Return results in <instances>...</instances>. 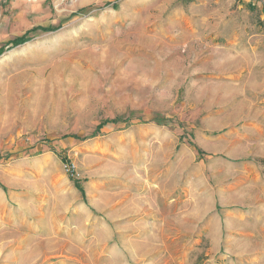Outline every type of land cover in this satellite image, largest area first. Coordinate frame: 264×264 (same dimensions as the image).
<instances>
[{
    "label": "rangeland",
    "instance_id": "1",
    "mask_svg": "<svg viewBox=\"0 0 264 264\" xmlns=\"http://www.w3.org/2000/svg\"><path fill=\"white\" fill-rule=\"evenodd\" d=\"M26 34L0 55V264H264L255 11L0 0V48Z\"/></svg>",
    "mask_w": 264,
    "mask_h": 264
},
{
    "label": "trees",
    "instance_id": "2",
    "mask_svg": "<svg viewBox=\"0 0 264 264\" xmlns=\"http://www.w3.org/2000/svg\"><path fill=\"white\" fill-rule=\"evenodd\" d=\"M36 30H41V31H43V32L56 31L55 28H51V27H49V28L39 27V28H37ZM29 40H30V39H29V37H28V34H26V35H24V36H22V37H19V38L13 40V41H9V42H7L6 44H4V45L0 48V55L3 54L6 50H11V49H14V48H17V47H19V46H21V45L26 44ZM114 122H118V120L112 121V123H114ZM108 123H110V122H108ZM108 123H104V124H102L101 126H99V128H98V132H99V131H100L105 125H107ZM256 162H257L258 164H260L261 166L264 167V160H256ZM79 188H80V187H79ZM79 190L81 191V189H79ZM81 192H83V191H81Z\"/></svg>",
    "mask_w": 264,
    "mask_h": 264
},
{
    "label": "crops",
    "instance_id": "3",
    "mask_svg": "<svg viewBox=\"0 0 264 264\" xmlns=\"http://www.w3.org/2000/svg\"><path fill=\"white\" fill-rule=\"evenodd\" d=\"M243 3L247 5V8L259 15L260 24L264 27V0H243ZM210 262V259H208L205 264H209Z\"/></svg>",
    "mask_w": 264,
    "mask_h": 264
}]
</instances>
